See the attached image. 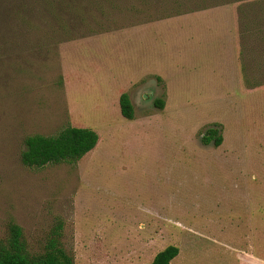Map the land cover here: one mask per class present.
<instances>
[{
	"label": "rangeland",
	"instance_id": "1",
	"mask_svg": "<svg viewBox=\"0 0 264 264\" xmlns=\"http://www.w3.org/2000/svg\"><path fill=\"white\" fill-rule=\"evenodd\" d=\"M22 2L0 0V240L14 223L42 254L62 222L80 264L169 246L172 264H264V16L236 0H129L65 31ZM71 126L98 133L92 153L23 165L28 137Z\"/></svg>",
	"mask_w": 264,
	"mask_h": 264
},
{
	"label": "trees",
	"instance_id": "2",
	"mask_svg": "<svg viewBox=\"0 0 264 264\" xmlns=\"http://www.w3.org/2000/svg\"><path fill=\"white\" fill-rule=\"evenodd\" d=\"M120 1L124 4L129 2V0H23L19 6L22 9L18 11L34 18L45 16L67 31V25L64 24L82 19L85 11L91 8L102 10L106 5L114 7ZM231 2L232 0H224L223 3ZM236 2H243L247 8L255 9L264 16V0H236ZM257 17L258 22H261V17ZM156 105L162 109L164 102L159 100ZM120 108L126 119L134 120L135 109L129 94L121 95ZM212 141L218 146L223 141L217 130H209L204 137V143L208 144ZM99 143L100 136L96 131L71 126L63 129L56 136L28 137L25 141L26 150L22 153L21 160L28 168L74 164L92 153ZM62 229L63 223L59 222L46 246V251L42 254H33L25 240L22 228L17 224H10L9 236L5 240H0V264H76L74 257L62 245ZM179 254V247L169 246L161 251L150 264H172Z\"/></svg>",
	"mask_w": 264,
	"mask_h": 264
},
{
	"label": "crops",
	"instance_id": "3",
	"mask_svg": "<svg viewBox=\"0 0 264 264\" xmlns=\"http://www.w3.org/2000/svg\"><path fill=\"white\" fill-rule=\"evenodd\" d=\"M141 207H145V204L144 203H141V205H140ZM146 225H149L150 227H151V225L148 223V224H142V232L143 231H145L146 230ZM148 226V227H149ZM144 227V228H143ZM155 235H157V231L154 229V232H153ZM100 243H97L96 244V249H97V251H96V254H97V257H96V260L99 262H101V259L102 258H104V262H105V257L102 255V253L100 252ZM127 250V249H126ZM138 250H139V248H138ZM126 252L124 251V254H125ZM160 252H156L154 255H152V256H150L148 259H147V261L146 262H143L142 264H150V263H152L153 261H154V259L156 258V256L159 254ZM128 254H129V252H128ZM180 255V254H179ZM260 259L261 258H263L264 259V257H259ZM262 260V259H261ZM75 262H76V260H75ZM76 264H80V263H77L76 262ZM81 264H83V263H81ZM102 264H104V263H102Z\"/></svg>",
	"mask_w": 264,
	"mask_h": 264
}]
</instances>
